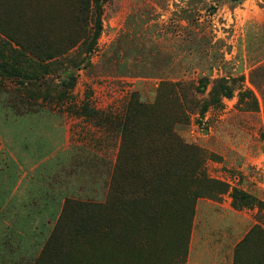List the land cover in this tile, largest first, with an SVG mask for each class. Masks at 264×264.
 <instances>
[{
  "label": "rangeland",
  "instance_id": "rangeland-1",
  "mask_svg": "<svg viewBox=\"0 0 264 264\" xmlns=\"http://www.w3.org/2000/svg\"><path fill=\"white\" fill-rule=\"evenodd\" d=\"M83 1L0 0V154L52 114L65 163L0 165V264H184L199 198L264 204V0H97L92 45Z\"/></svg>",
  "mask_w": 264,
  "mask_h": 264
},
{
  "label": "crops",
  "instance_id": "crops-1",
  "mask_svg": "<svg viewBox=\"0 0 264 264\" xmlns=\"http://www.w3.org/2000/svg\"><path fill=\"white\" fill-rule=\"evenodd\" d=\"M57 122L52 114L20 115L16 125L2 132L0 165H65L56 160L64 133ZM26 175L23 180L30 182ZM236 256L237 264H264V224L257 209L237 210L229 202L199 198L184 264H236Z\"/></svg>",
  "mask_w": 264,
  "mask_h": 264
},
{
  "label": "trees",
  "instance_id": "trees-1",
  "mask_svg": "<svg viewBox=\"0 0 264 264\" xmlns=\"http://www.w3.org/2000/svg\"><path fill=\"white\" fill-rule=\"evenodd\" d=\"M91 0H85L83 1L78 9V12L80 15H88L90 14V12L92 11V14L90 15L92 18V24L90 26L89 29V36L90 37V43L91 45L95 43V41L97 40V38L100 35L101 32V21H100V15H101V8H100V4L99 1L94 0V9H90L89 8V4H90ZM89 40V39H88ZM92 48L89 49V51ZM264 80V77H263ZM222 81L224 82V78H217L215 79V86L212 89L211 92V104H216V105H221L220 103V97H226V98H230L232 96V91L231 88L229 86H227L226 84H222ZM208 80L206 78H201L199 80V84L201 86H203L204 88L207 85ZM261 82L259 84H257L258 87H260ZM207 110V106L203 105L202 109L200 111V114H203L205 111ZM84 114L90 116V115H95L97 116V114L99 113V111H95L93 108H90L87 104L83 106V111ZM230 196L232 199L231 205L234 209H238V208H243V207H250L252 206V204L254 202H256V204L259 207H263L264 204L262 203V201H255V198L252 197L251 195H248L247 193H245L244 191H241L237 188H232L231 192H230ZM66 202H69V200H66ZM239 260V258L236 256V264L237 261Z\"/></svg>",
  "mask_w": 264,
  "mask_h": 264
}]
</instances>
